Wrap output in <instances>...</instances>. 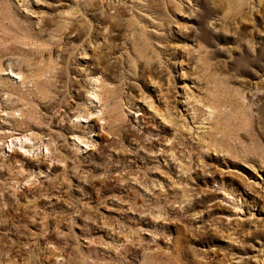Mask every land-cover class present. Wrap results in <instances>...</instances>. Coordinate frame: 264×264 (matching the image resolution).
I'll return each instance as SVG.
<instances>
[{
	"label": "rangeland",
	"instance_id": "1",
	"mask_svg": "<svg viewBox=\"0 0 264 264\" xmlns=\"http://www.w3.org/2000/svg\"><path fill=\"white\" fill-rule=\"evenodd\" d=\"M0 264H264V0H0Z\"/></svg>",
	"mask_w": 264,
	"mask_h": 264
},
{
	"label": "bare ground",
	"instance_id": "2",
	"mask_svg": "<svg viewBox=\"0 0 264 264\" xmlns=\"http://www.w3.org/2000/svg\"><path fill=\"white\" fill-rule=\"evenodd\" d=\"M48 150V149H47Z\"/></svg>",
	"mask_w": 264,
	"mask_h": 264
}]
</instances>
